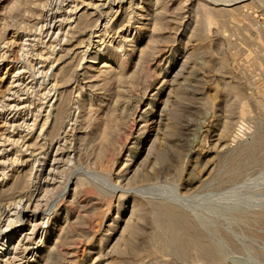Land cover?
I'll use <instances>...</instances> for the list:
<instances>
[{
	"label": "rangeland",
	"instance_id": "rangeland-1",
	"mask_svg": "<svg viewBox=\"0 0 264 264\" xmlns=\"http://www.w3.org/2000/svg\"><path fill=\"white\" fill-rule=\"evenodd\" d=\"M0 228V264H264V0H0Z\"/></svg>",
	"mask_w": 264,
	"mask_h": 264
},
{
	"label": "bare ground",
	"instance_id": "bare-ground-1",
	"mask_svg": "<svg viewBox=\"0 0 264 264\" xmlns=\"http://www.w3.org/2000/svg\"><path fill=\"white\" fill-rule=\"evenodd\" d=\"M61 3H62V2H61ZM93 4H94V3H93ZM66 7H67V6H66ZM67 10H68V9H67ZM73 10H75V9H73ZM70 11H71V10H70ZM59 23H60V22H59ZM94 36H95V34H94ZM99 42H100V41H99ZM96 61H97V60H96ZM97 62H98V61H97ZM19 73H20V72H19ZM16 80H17V79H16ZM6 90H7V89H6ZM25 92H26V91H25ZM5 98H6V97H5ZM20 99H21V98H20ZM20 99H19V100H20ZM39 99H40V98H39ZM6 100H7V99H6ZM9 100H10V99H9ZM4 101H5V100H4ZM19 102H20V101H19ZM19 102H18V103H19ZM22 102H23V101H22ZM7 103H8V102H7ZM7 103H5L4 106H8ZM15 103H16V102H15ZM25 105H26V104H25ZM28 105H29V104H28ZM15 106H16V104H15ZM17 106H18V105H17ZM20 106H21V105H20ZM8 108H9V107H8ZM13 108H14V107H13ZM21 108H22V106H21ZM19 110H20V109H19ZM26 110H27V109H26ZM32 125H33V124H32ZM41 126H42V124H41ZM13 127H14V126H13ZM29 127H30V126H29ZM11 128H12V127H11ZM18 128H19V127H18ZM30 129H32V128H30ZM5 136H6V135H5ZM5 136H4V137H5ZM6 138H7V136H6ZM8 138H9V136H8ZM8 138H7V139H8ZM7 139H6V140H7ZM2 140H3V139H2ZM22 141H23V140H22ZM4 142H5V141H4ZM52 162H53V161H52ZM50 168H51V167H50ZM50 168H49V170H50ZM30 198H31V197H30ZM20 202H21V201H20ZM34 204H35V203H34ZM34 210H35V209H34ZM23 213H25V210H24ZM26 213H27V212H26ZM6 217H8V216H6ZM18 219H19V218H18ZM5 221H6V220H5ZM8 222H9V221H8ZM4 223H5V222H4ZM0 229H1V228H0ZM0 232H1V231H0ZM25 236H26V235H25V233H24V237H23V239L21 240V241H22V245L26 243V238H25ZM9 240H10V239H9ZM11 244H12V243H11ZM10 246H11V245H10ZM26 246H27V245H26ZM26 246L23 247L24 251L27 250V247H26ZM11 248H12V250L15 249L14 244H12ZM2 250H4L6 254H8V253L11 251L10 248H9V249H7V248H4V249H3V248H2ZM15 250H16V249H15ZM13 253H15V252H13ZM13 253H12V254H13ZM10 258H11V257H10ZM4 260H5V259H4ZM7 262H8V261H7ZM11 262H12V260L10 261V263H11ZM13 263H14V262H13ZM4 264H5V263H4Z\"/></svg>",
	"mask_w": 264,
	"mask_h": 264
}]
</instances>
